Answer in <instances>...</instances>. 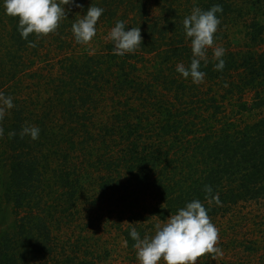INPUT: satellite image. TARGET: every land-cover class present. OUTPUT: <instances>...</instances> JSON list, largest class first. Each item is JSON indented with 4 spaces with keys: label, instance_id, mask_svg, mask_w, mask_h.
<instances>
[{
    "label": "trees",
    "instance_id": "obj_1",
    "mask_svg": "<svg viewBox=\"0 0 264 264\" xmlns=\"http://www.w3.org/2000/svg\"><path fill=\"white\" fill-rule=\"evenodd\" d=\"M76 2L29 47L0 0V91L15 105L0 122V264H139L130 229L154 235L193 200L209 209L223 255L234 245L232 261L197 264H264L250 236L221 244L235 228L227 214L239 207L242 227L264 207V0ZM214 5L225 67L214 70L210 48L197 85L175 70L192 59L183 20ZM89 6L104 13L80 45L71 25ZM117 21L141 29L132 54H113ZM26 125L39 139L21 138ZM206 185L221 205L208 204ZM253 219L263 227L264 212Z\"/></svg>",
    "mask_w": 264,
    "mask_h": 264
},
{
    "label": "clouds",
    "instance_id": "obj_2",
    "mask_svg": "<svg viewBox=\"0 0 264 264\" xmlns=\"http://www.w3.org/2000/svg\"><path fill=\"white\" fill-rule=\"evenodd\" d=\"M7 15L18 18V31L21 38L28 41L29 47H36L34 41L28 40L30 34L37 39L55 33L62 20L67 19L71 7L83 8L76 0H3ZM66 6H70L67 7ZM221 5H214L208 10L194 7L183 20L185 38L190 40L192 59L187 67L183 63L176 65V72L183 78H191L193 84H202L206 73L201 70V62L208 64V50L213 49L214 70L222 71L225 67V49L215 46V34L221 21L217 13H222ZM104 9L89 6L84 15H80L71 30L77 44L87 45L97 34L96 25L103 15ZM126 24L117 21L111 28L108 39L113 44V54L125 56L132 54L142 45L143 37L140 27H131L126 31ZM15 107L13 98L0 91V122ZM10 132L9 136H15ZM40 129L26 125L20 132L21 138L29 136L39 139ZM4 129L0 127V138ZM205 199L208 204L221 205L219 194H213L210 186H205ZM207 209L200 200L188 202L177 213L170 216L166 224H156L154 235L141 234L135 227L129 231L130 238L135 241L136 257L139 264H197L199 258L210 255L212 259L222 256L218 247L219 229L211 222ZM127 243V241H125Z\"/></svg>",
    "mask_w": 264,
    "mask_h": 264
},
{
    "label": "rangeland",
    "instance_id": "obj_3",
    "mask_svg": "<svg viewBox=\"0 0 264 264\" xmlns=\"http://www.w3.org/2000/svg\"><path fill=\"white\" fill-rule=\"evenodd\" d=\"M237 38L239 37V35H236ZM234 210V215H238V212H240V208L236 207L233 209ZM249 207L247 208V211H244L245 213L249 212ZM264 212V207L263 206H258V207H254L253 209V215L249 216V221L242 227H240L239 225H236L238 223L237 222V218L233 217L231 214H227L226 220H224V223H226V225H230V226H235L234 229L228 230L226 232H222L221 231V244L224 246L225 244H229L231 243V241H234L236 238H238L239 240H245L246 238H248L249 236L251 238H248L252 241L256 242V246L260 248V246L264 245V238H262L264 236V225L262 226H257L258 223L257 221H255V219H253V217L259 215V213H263ZM235 231V233L233 234V232ZM262 233V234H261ZM244 234H247V237H244ZM232 236V237H231ZM231 237V238H230ZM234 249V245L233 246H229L227 248L228 251H225V255H223V258L225 259V261H232L233 259V250ZM262 252L259 251V254H261ZM111 264H118V262L115 260L114 257H112L111 261L109 262Z\"/></svg>",
    "mask_w": 264,
    "mask_h": 264
}]
</instances>
